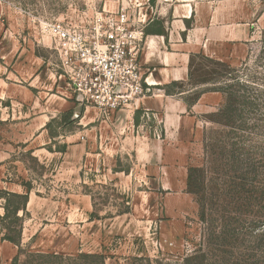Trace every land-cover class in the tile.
Here are the masks:
<instances>
[{"label":"rangeland","instance_id":"1","mask_svg":"<svg viewBox=\"0 0 264 264\" xmlns=\"http://www.w3.org/2000/svg\"><path fill=\"white\" fill-rule=\"evenodd\" d=\"M165 1L0 0V190L32 186L20 214L25 252L103 254L106 264H264V0H194L187 26L219 58L194 46L193 80L170 89L189 91L188 104L209 92L199 107L203 131L190 145L164 147L161 162L146 164L153 149L133 145V135L123 141L111 131L99 147L98 118L114 115L77 99L99 117L64 122L61 110L76 96L47 24L87 29L99 13L122 8L144 23L171 19ZM153 135L161 139L159 129ZM83 136L90 147L68 153L84 155L71 163L64 147ZM110 168L130 174L110 180ZM12 256L2 249L0 264Z\"/></svg>","mask_w":264,"mask_h":264},{"label":"crops","instance_id":"2","mask_svg":"<svg viewBox=\"0 0 264 264\" xmlns=\"http://www.w3.org/2000/svg\"><path fill=\"white\" fill-rule=\"evenodd\" d=\"M165 2H167L172 13L171 19L153 17L148 22L141 24L144 40L143 49L140 53V63L144 75V85L151 92L145 93L135 103L114 113V118L108 121L99 119L97 111L93 113L89 110L91 107L84 111L82 106L71 99L67 101L68 105L61 110L63 113L73 110V119H81V123L84 125H90L98 118L99 147L106 146V139L111 131L117 134L120 139L127 137V141H130L129 136L133 135L131 141L133 145L137 144V147H152L153 151H148L145 155L146 164L161 162L164 157V147H185L201 135L204 123L199 116L202 112L199 111V107L202 99L209 93L208 91L203 92L195 102L188 104L184 96L189 91L170 94L163 89L173 81L190 82V60L196 53L193 47L200 46L196 39L197 29L194 26H187L189 20L197 12L194 0H181L183 7H178L174 0ZM158 20L163 23V32L155 30L156 26L153 24ZM147 29L149 32H146ZM197 53H203L211 58H219L215 57L217 56L215 53H212L211 47L207 48L205 45L203 47L201 45ZM82 111L84 112L82 113ZM87 118V122L84 123ZM148 120L151 121L152 125L147 122ZM144 124H146L145 128ZM149 128L154 131L159 129L161 139L153 135V130L151 131ZM82 140L67 147L66 158L71 159V163H79L84 155L73 157L68 153L82 151L84 154L87 153V147H90L87 145L85 136L82 137ZM110 171L114 176L110 180L120 179L121 173L130 174V171L113 170L112 168ZM87 196L89 195L85 194V197ZM33 198L32 192H30L27 209L30 208ZM0 210H2L0 216H3L5 213L3 203ZM6 247L11 250L13 256L16 255L17 250L15 252L14 248L18 249V245L7 240L1 241L0 252Z\"/></svg>","mask_w":264,"mask_h":264},{"label":"built area","instance_id":"3","mask_svg":"<svg viewBox=\"0 0 264 264\" xmlns=\"http://www.w3.org/2000/svg\"><path fill=\"white\" fill-rule=\"evenodd\" d=\"M144 22L122 8L99 13L87 29L61 21L46 26L76 98L104 117L150 92L140 63Z\"/></svg>","mask_w":264,"mask_h":264},{"label":"trees","instance_id":"4","mask_svg":"<svg viewBox=\"0 0 264 264\" xmlns=\"http://www.w3.org/2000/svg\"><path fill=\"white\" fill-rule=\"evenodd\" d=\"M153 25L156 26V31L163 32L162 21H155ZM146 32H149L148 29L146 30ZM200 55L206 57L207 59H211V57H207L203 53H200ZM194 57L195 56L193 55L190 60V81H192L194 77ZM178 84L183 83L173 81L172 83L166 85L163 89L167 93H170L171 87L176 86ZM212 91H221L226 93V90L222 88H215L212 89ZM181 92L184 91L181 90ZM71 100L75 103L78 102L77 98H72ZM63 114L66 115V119H64L65 124L72 123L75 120H79L78 118L73 119V110H68ZM66 150L67 148L64 147L63 152H66ZM195 170V168L190 169L188 177L189 190L193 193H197V191H195V189L193 188L192 177V173ZM24 187L26 188V191L24 193L0 190V194H2L0 197L4 199L3 207L5 209V213L1 217L3 230L5 231V233L0 240V244L1 241L7 240L19 246V252L13 258L11 264H106V257L103 254L79 253L76 256H65L56 252H45L41 250L25 252V250L22 248L23 215H20V213H26L27 204L29 201V193L32 191V186L30 183H28L27 185H24ZM5 222H7L8 224H5ZM15 224H19L17 229H15ZM13 232H15V234H13Z\"/></svg>","mask_w":264,"mask_h":264}]
</instances>
